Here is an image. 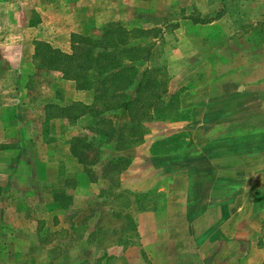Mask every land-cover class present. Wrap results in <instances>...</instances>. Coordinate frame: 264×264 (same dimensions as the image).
<instances>
[{
  "label": "rangeland",
  "instance_id": "rangeland-1",
  "mask_svg": "<svg viewBox=\"0 0 264 264\" xmlns=\"http://www.w3.org/2000/svg\"><path fill=\"white\" fill-rule=\"evenodd\" d=\"M79 1L0 0V72L11 68L3 73L6 82L39 70L38 41L71 51L76 32L67 27L57 34L48 23L55 7L54 19L67 23ZM97 1V14L109 21L97 19L77 33L99 34L107 23L153 30L147 65L167 75L168 105L143 121L141 135L154 130L160 138L152 154H134L144 162L127 176L128 186L118 178L96 201L81 186L69 208L76 190L70 186L63 203L78 219L66 217L67 226L58 230L52 219L53 229L38 223L40 229L29 234L34 255L28 261L264 264V0ZM49 127L46 122L38 129ZM106 150L112 154L114 148ZM114 158L121 166L131 162ZM0 237L7 245L13 239ZM10 253L6 246L0 250V264H13Z\"/></svg>",
  "mask_w": 264,
  "mask_h": 264
},
{
  "label": "crops",
  "instance_id": "crops-1",
  "mask_svg": "<svg viewBox=\"0 0 264 264\" xmlns=\"http://www.w3.org/2000/svg\"><path fill=\"white\" fill-rule=\"evenodd\" d=\"M90 1H79L67 23L56 21L54 14L58 9L52 8V21L48 23L51 24L50 30L58 34L68 27L69 32H84L97 19L103 23L109 21L103 19L105 16L97 14L101 10V3ZM131 4L139 6L142 1L131 0ZM43 14L47 12L41 11V16L44 21H49ZM38 69L28 73L22 71L26 76L23 80L16 79L14 84L6 82L3 77L5 70L0 72V235H13L8 245L5 243L7 238L0 237V250L5 246L11 250L9 255L13 264H30L28 260L34 254L33 238L29 234L40 229L38 223L52 229L55 226L54 230H58L61 226H67L64 223L66 217L71 218V222L75 220L74 217L78 219L79 215L74 210L71 213L69 211L79 200L77 188L87 186L94 192L89 196L96 201L101 189L109 184L114 185L118 178L120 185L128 186L127 176L144 162L136 161L134 154L140 151L152 154L160 138L157 131H147L135 146L115 149L114 141H105L97 134L96 124L107 119L119 128L130 122L128 110L116 108L96 115L94 111L91 112V109L97 107L93 90H79L74 81L63 78L59 72ZM6 70L7 74L11 68ZM39 74L41 77L37 76ZM42 76L52 79L43 82ZM34 77L39 78L37 81L40 82L36 81L33 85L31 80ZM37 87L38 92L35 93ZM75 103L89 107L88 112L77 118L69 116L65 109ZM51 108H55L56 112H51ZM46 122L50 124L49 129L39 131L38 126ZM173 124H181V127L184 123ZM180 130L177 127L166 135L171 137ZM80 136H86L94 149L98 150L100 159L96 163L86 166L73 154V139ZM110 146L114 148L112 154L106 150ZM114 157L131 162L120 166L119 172L115 174L114 171L107 172L106 168L111 160L115 161ZM36 168L43 172L36 173ZM100 168L97 173L95 170ZM92 172L100 176L96 178ZM70 186L76 190L71 193L68 208L63 203V195L69 191ZM48 219L55 221L53 226Z\"/></svg>",
  "mask_w": 264,
  "mask_h": 264
},
{
  "label": "trees",
  "instance_id": "trees-1",
  "mask_svg": "<svg viewBox=\"0 0 264 264\" xmlns=\"http://www.w3.org/2000/svg\"><path fill=\"white\" fill-rule=\"evenodd\" d=\"M152 35V29L107 23L99 34H71L70 52L38 41L34 59L36 67L59 72L63 78L74 81L77 89L93 90L97 107L91 112L96 115L116 108L127 109L130 122L119 128L107 119L96 124L97 134L105 141H114L115 149L127 148L140 140L143 121L168 105L167 75L147 65L154 52L153 43L148 41ZM88 110L89 107L76 103L65 109L73 118ZM71 147L86 166L100 159L98 150L86 136L73 139ZM120 160L129 162L121 157ZM120 166L111 160L106 170L115 174Z\"/></svg>",
  "mask_w": 264,
  "mask_h": 264
}]
</instances>
